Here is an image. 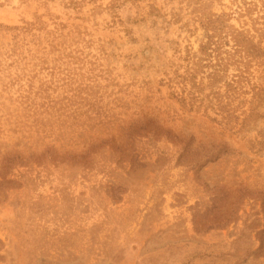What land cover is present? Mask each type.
Listing matches in <instances>:
<instances>
[{
	"label": "rangeland",
	"instance_id": "374dc122",
	"mask_svg": "<svg viewBox=\"0 0 264 264\" xmlns=\"http://www.w3.org/2000/svg\"><path fill=\"white\" fill-rule=\"evenodd\" d=\"M0 264H264V0H0Z\"/></svg>",
	"mask_w": 264,
	"mask_h": 264
}]
</instances>
